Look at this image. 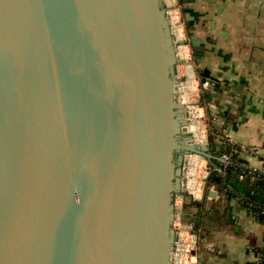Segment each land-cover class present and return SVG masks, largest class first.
Wrapping results in <instances>:
<instances>
[{
	"label": "water",
	"instance_id": "obj_1",
	"mask_svg": "<svg viewBox=\"0 0 264 264\" xmlns=\"http://www.w3.org/2000/svg\"><path fill=\"white\" fill-rule=\"evenodd\" d=\"M176 43L162 0H0V264H174L186 155L219 159Z\"/></svg>",
	"mask_w": 264,
	"mask_h": 264
},
{
	"label": "crops",
	"instance_id": "obj_2",
	"mask_svg": "<svg viewBox=\"0 0 264 264\" xmlns=\"http://www.w3.org/2000/svg\"><path fill=\"white\" fill-rule=\"evenodd\" d=\"M184 1L180 5L190 31L205 43L202 67L218 79L210 88L216 95L207 102L212 127L230 136L244 163L260 169L264 154V0ZM215 144L216 156L230 145L217 140ZM197 202L204 203L197 264H255L256 252L264 248V221L248 217L237 193L224 182L207 183L203 200ZM190 208V215L198 211Z\"/></svg>",
	"mask_w": 264,
	"mask_h": 264
},
{
	"label": "built area",
	"instance_id": "obj_3",
	"mask_svg": "<svg viewBox=\"0 0 264 264\" xmlns=\"http://www.w3.org/2000/svg\"><path fill=\"white\" fill-rule=\"evenodd\" d=\"M165 2H167V1L165 0ZM181 10H182L181 5L177 6V8L166 7V11H167L168 17L170 19L172 31L174 29L175 24L181 26V28L183 29V32L185 30L184 29L185 25H186L185 24V17L182 14ZM172 16L175 18V23L171 22ZM173 34H174V31H173ZM186 42H187L186 37H184V43L186 44ZM178 45H180L179 41H177V43H176V46H178ZM204 85L206 86L207 84H204ZM197 106L200 109H202V111H205L209 107L208 105H207L208 106L207 107L204 104H199ZM205 115H206V113H204V116ZM207 119H208L207 124L205 125V129L203 130V132H205L204 141H202V142L197 141L198 135L197 134L195 135L192 131H189L187 129L190 132V134L192 135V139H194V142H192V143L197 144V145H201V146H207L210 149V135H214L215 139L217 141H219V143L230 144L229 146L231 147V151L223 152L220 156L215 155V157L219 158L218 161L209 160L207 157H205L199 153H190V154L186 155L184 168H186V165L188 163V159H189L188 155L189 156H196L197 160L202 159V162H203V165H201V166H198L197 164L191 165V167L193 169H196V177H195L196 184L193 186L194 190L187 187V185L185 184V179L190 178V177H194L195 175L194 174L193 175L192 174L186 175L185 170H184V186L182 188V191L180 193L176 194L175 199H174L175 213H176V218L174 221V228L176 230V233H180V231L183 228H185V229L188 228L189 232L192 234V237H194V242L191 243V249L188 251V253L192 256H195V255L197 256V248H198V242H199V236L198 235L199 234H198V229H194L195 227H194V223L192 221L191 222L190 221L185 222L183 220V211L185 208L186 199L190 198L193 201L203 200L206 182L209 179V177L211 175L225 176L228 168L230 166H232V164L234 162V159L232 157V153L236 152V149H235L236 146L232 142L230 136L228 134H220V133L214 131V129L212 127L213 118L211 119V116L209 115V117ZM189 122H190V120L188 118V124H189ZM236 167L239 171V178L240 179H245L248 176L254 177V178L255 177H261L264 174V154H263V166L260 169L250 167L244 162L236 164ZM197 171L198 172L200 171V172L197 174ZM198 183L200 185L199 186L200 188H198V186H197ZM261 213L264 214V211ZM176 242H177V240H176ZM192 251H195V254H193ZM197 263H198V256H197L196 262L194 264H197ZM174 264H175V262H174ZM255 264H264V248H262L256 252Z\"/></svg>",
	"mask_w": 264,
	"mask_h": 264
},
{
	"label": "trees",
	"instance_id": "obj_4",
	"mask_svg": "<svg viewBox=\"0 0 264 264\" xmlns=\"http://www.w3.org/2000/svg\"><path fill=\"white\" fill-rule=\"evenodd\" d=\"M181 5L184 4V0H179ZM184 7H182V10L184 11ZM189 23L186 20V27L188 35L191 37L192 33L190 31V27L188 26ZM206 98H211L212 94L211 92L206 91L205 93ZM224 147V146H223ZM218 148L216 147V144L213 143L211 145V150L216 151ZM236 152L232 153V157L234 159V162L232 166H230L227 170V173L225 176H219V175H211L207 181V183L211 184H221V182H224L225 186L231 187L233 191H235L239 197L241 207L246 209L247 212L250 215L256 216L258 219H261L264 221V214L261 212L264 211V174L261 177H246L245 179L239 178V171L236 167V164L243 163L239 156H238V148L236 147ZM223 149L221 150V152ZM231 151V147L228 146L225 148V152ZM215 155H218L215 153ZM212 161H218L217 158L213 159ZM196 207L198 208V211L191 215V220L194 223V226L196 228L200 225V213L202 210H204V203L197 202V201H190L189 198L186 199V207Z\"/></svg>",
	"mask_w": 264,
	"mask_h": 264
},
{
	"label": "bare ground",
	"instance_id": "obj_5",
	"mask_svg": "<svg viewBox=\"0 0 264 264\" xmlns=\"http://www.w3.org/2000/svg\"><path fill=\"white\" fill-rule=\"evenodd\" d=\"M171 22L175 23V18L173 16L171 17ZM173 31H174V36H175L176 41H184L183 29L181 28V26L175 24ZM188 50H189V47L186 46L185 43L177 46V55L181 60L184 61V63H187V61H189L190 59L188 58L189 56ZM192 67L189 64L187 67H185L184 72H186L187 76L186 77L184 76V77L186 78V81L185 82L182 81L179 84V90H180L179 99L182 102H187V99H188L187 97L189 96V93L194 90L195 78L192 75L194 74L192 71ZM187 112H188L187 114L188 118L190 120V123L187 125V129L189 131H192L195 135L196 134L198 135V137L196 136L197 141L199 142L204 141L205 132L201 131L198 126L193 125V123L191 122V119H194V117L198 115L197 107L189 104V106L187 107ZM191 141L194 142V139H192ZM188 158L189 159H188L187 165H189L190 168L188 169L186 165L185 174L186 175L194 174L196 176V169H193L191 165H194V164L198 165L201 159L197 160L196 156H189V155H188ZM195 176L185 179V184L187 185L188 188L192 190H194L193 186L196 184ZM197 186L198 188H200L199 183ZM189 233L190 232L188 228L186 229L183 228L180 233H177V235L179 234V236H177L178 238L177 242L175 243L172 249V259L175 262V264H194L196 262L197 256L196 255L192 256L188 253V251L191 249V243L194 242V237H190Z\"/></svg>",
	"mask_w": 264,
	"mask_h": 264
},
{
	"label": "rangeland",
	"instance_id": "obj_6",
	"mask_svg": "<svg viewBox=\"0 0 264 264\" xmlns=\"http://www.w3.org/2000/svg\"><path fill=\"white\" fill-rule=\"evenodd\" d=\"M167 2H165V0H162V2L164 3V8L166 9V7H172V8H177V6H179L181 3L179 2V1H177V0H166ZM169 5H168V4ZM181 12H182V14L184 15V11L183 10H181ZM185 17V16H184ZM185 24H186V18H185ZM185 30H184V32H183V36L184 37H186V40H187V42H186V44L188 45L189 44V42H190V40H189V35H188V32L189 31H187L186 30V25H185V28H184ZM186 45V46H187ZM188 47H189V50H188V52H189V56H188V58H190L189 59V61H187V63H179L178 64V67H179V72H178V79H179V81L180 82H185L186 81V76H187V74H186V72H184V69H185V67H187L188 66V64L192 67V71H193V73L194 74H192L193 76H194V78H195V81H194V90L192 91V92H190L189 93V96L187 97L188 99H187V102H182V103H184L185 104V106H186V108H187V106L190 104V105H193V106H196L197 107V109H198V115L196 116V117H194V119H191V122L193 123V125H195V126H198L199 127V129L201 130V131H203L204 129H205V125L207 124V118L209 117V113H210V108H211V106H209V104L207 103L208 102V98H206L205 97V93H206V91H211L210 90V88H211V86H208V85H204L203 83H202V76H201V74H200V70H199V67H198V65L196 64V60H195V58H194V53H193V51H192V48H191V46L190 45H188ZM185 76V77H184ZM180 91V90H179ZM179 95H180V93H179ZM193 101V102H192ZM199 104H204L205 106H207L208 108L205 110V111H202V109H200L197 105H199ZM212 108H214L213 106H212ZM200 112V113H199ZM204 113H206V115L204 116ZM202 115V116H201ZM190 123V122H189ZM198 124V125H197ZM213 143H216V139H215V137H214V135H210V149H211V145L213 144ZM216 153V152H215ZM201 165H203V162H202V159L200 160V162L198 163V166H201ZM187 168L189 169L190 167H189V165H187ZM200 172V171H199ZM198 171H197V174L199 173ZM196 177V176H195ZM208 181V180H207ZM206 186H207V182H206ZM189 207V208H188ZM188 207H186V208H184V211H183V220L185 221V222H191L192 220V218H191V215L189 214V212L190 211H193L191 208H190V206H188ZM197 212V211H196ZM246 212V211H245ZM244 212V213H245ZM247 213V212H246ZM248 214V213H247ZM249 215V214H248ZM248 217H252V215H249ZM195 227V226H194ZM194 229H198V228H194ZM182 231V230H181ZM180 231V232H181ZM178 236H179V234H178ZM189 236L190 237H192V235L189 233ZM199 236V238H200V235H198Z\"/></svg>",
	"mask_w": 264,
	"mask_h": 264
},
{
	"label": "flooded vegetation",
	"instance_id": "obj_7",
	"mask_svg": "<svg viewBox=\"0 0 264 264\" xmlns=\"http://www.w3.org/2000/svg\"><path fill=\"white\" fill-rule=\"evenodd\" d=\"M186 30H187V27H186ZM190 37V36H189ZM189 40H190V42H189V45L191 46V48H192V45H191V37L189 38ZM192 51H193V48H192ZM193 53H194V51H193ZM194 58H195V55H194ZM195 60H196V58H195ZM196 64L198 65V63H197V61H196ZM199 67V66H198ZM202 83L203 84H207L208 86H213V85H210V83L207 81V82H203V80H202ZM208 92H211V91H208ZM212 93V92H211Z\"/></svg>",
	"mask_w": 264,
	"mask_h": 264
}]
</instances>
